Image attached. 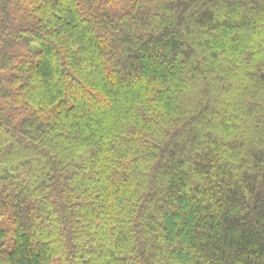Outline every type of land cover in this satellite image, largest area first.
I'll return each instance as SVG.
<instances>
[{
	"label": "trees",
	"instance_id": "trees-1",
	"mask_svg": "<svg viewBox=\"0 0 264 264\" xmlns=\"http://www.w3.org/2000/svg\"><path fill=\"white\" fill-rule=\"evenodd\" d=\"M0 264H264V0H0Z\"/></svg>",
	"mask_w": 264,
	"mask_h": 264
},
{
	"label": "bare ground",
	"instance_id": "bare-ground-1",
	"mask_svg": "<svg viewBox=\"0 0 264 264\" xmlns=\"http://www.w3.org/2000/svg\"><path fill=\"white\" fill-rule=\"evenodd\" d=\"M222 64V63H221Z\"/></svg>",
	"mask_w": 264,
	"mask_h": 264
}]
</instances>
